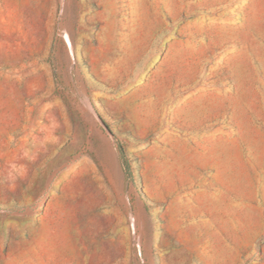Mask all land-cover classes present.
Instances as JSON below:
<instances>
[{"label": "rangeland", "instance_id": "374dc122", "mask_svg": "<svg viewBox=\"0 0 264 264\" xmlns=\"http://www.w3.org/2000/svg\"><path fill=\"white\" fill-rule=\"evenodd\" d=\"M0 264H264V0H0Z\"/></svg>", "mask_w": 264, "mask_h": 264}, {"label": "trees", "instance_id": "16d2710c", "mask_svg": "<svg viewBox=\"0 0 264 264\" xmlns=\"http://www.w3.org/2000/svg\"><path fill=\"white\" fill-rule=\"evenodd\" d=\"M115 141H116V146H117V150L119 154V160H120V164L122 166L123 172L125 173L126 176H129L130 175V163L127 158L124 146L120 140L115 139Z\"/></svg>", "mask_w": 264, "mask_h": 264}, {"label": "water", "instance_id": "95a60500", "mask_svg": "<svg viewBox=\"0 0 264 264\" xmlns=\"http://www.w3.org/2000/svg\"><path fill=\"white\" fill-rule=\"evenodd\" d=\"M89 107L94 113L95 117L97 118L98 122L101 124V126L109 133L112 134L111 130L109 129L108 125L103 121V119L100 117V115L96 112L92 104L89 102Z\"/></svg>", "mask_w": 264, "mask_h": 264}]
</instances>
